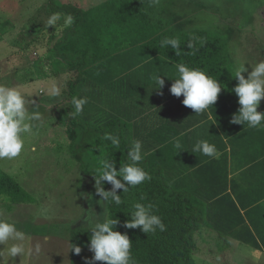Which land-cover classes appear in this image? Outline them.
Masks as SVG:
<instances>
[{
  "label": "trees",
  "instance_id": "1",
  "mask_svg": "<svg viewBox=\"0 0 264 264\" xmlns=\"http://www.w3.org/2000/svg\"><path fill=\"white\" fill-rule=\"evenodd\" d=\"M187 6L189 5L185 0H107L98 6L83 9L72 3L63 4L57 0H50V15L71 14L75 21L72 27L63 31L54 29L50 37V43L53 44H50L51 48L48 49L54 62L64 67L60 70L62 75L75 74L63 90L68 104L57 118L66 129L68 150L74 162L79 164L86 176L93 177L102 158L115 160L119 170L120 164L127 162V151L131 141L140 140L143 145L144 159L139 166L148 173L149 179L130 188L127 193L118 190L117 194L121 195L124 202L120 206H116L110 200L106 201V219L118 220L119 223L114 226L115 230L121 234L127 233L132 243L130 250L132 264H198L200 257L196 249V234L203 226L208 225L205 216L207 210L200 200L195 202L194 194L197 190L194 188L197 185L189 186L183 180L175 179V170L178 169L179 162L184 166L188 159L182 157L183 151L178 153L173 147L174 139L171 140L173 135L175 138L180 136L173 126L182 124L186 120L185 117L190 118L188 114L193 111H188L182 105V96L177 100L175 98L173 101L162 103L161 98L152 99L154 96L150 97L149 91V96L142 99V103L154 102L157 103L155 107L151 106L147 112L132 114L130 117L115 116L112 112L115 110L114 96L119 97V94L124 93L120 83L117 84L119 79L113 75L133 67L139 68L142 60L148 56L149 59L162 57L173 67L172 69H175L177 63H185L189 67L205 71L221 83V93L228 94L229 97L224 100L226 105L211 107L215 116L218 111L222 115L224 112L232 113V105L229 104H235L238 100L231 91L237 81L233 78L229 54L224 53L225 45L219 38L212 36L211 32L190 30L188 25L192 22L184 14ZM191 36L201 38L203 43L197 41L193 49H188L187 43ZM165 37L180 39L182 54L179 57L170 47H160V42ZM136 89L139 91L140 86ZM168 93L169 91H166L167 97L172 96ZM73 97L88 99L83 111L75 116L71 115L74 111L71 104ZM101 103L105 104L104 107ZM138 103L134 101L130 105L138 106ZM257 110L264 112L260 107ZM234 113L236 111H233L232 115ZM191 116L193 120L201 122L198 119L200 115L198 117L194 113ZM230 121L231 118L226 121L228 128L226 134L228 136L239 134L233 137L232 144H236V140L242 137L243 141L238 143L248 149L255 145L258 133L264 136V128H250L245 125L242 134L237 129L241 125L232 124ZM105 133L121 137L119 149L112 148L110 143L103 141ZM184 138L181 137V140L185 147ZM259 142L262 158L260 165L258 161L256 165L263 166L262 137L259 138ZM223 145L220 138L215 146L221 148ZM111 188L110 184L104 182L105 191H110ZM3 202L30 205L34 204L35 200L14 178L0 170V203ZM135 203L152 205L153 213L161 218L166 230L157 229L155 232L145 234L140 229L124 228V223L131 219L130 213ZM230 210L228 214L233 215L237 212L239 214L237 206ZM213 224L236 240H240L242 244L247 245L248 238L253 239L255 246L264 251V221L253 223L254 231L243 222L236 223L224 218H219L218 223ZM244 229L248 233L239 235ZM89 231L87 227L69 231L70 264H85L84 258L92 257L93 254L87 248L91 235ZM71 244L81 247L79 255L71 251Z\"/></svg>",
  "mask_w": 264,
  "mask_h": 264
},
{
  "label": "rangeland",
  "instance_id": "2",
  "mask_svg": "<svg viewBox=\"0 0 264 264\" xmlns=\"http://www.w3.org/2000/svg\"><path fill=\"white\" fill-rule=\"evenodd\" d=\"M57 1L89 9L107 0ZM185 2L189 5L184 14L192 22L190 30H204L219 38L225 45V55L229 54L232 71L238 61L254 65L264 59L263 0ZM49 5L50 0H0V83L21 90L35 101L30 111L41 114V119L33 122V134L25 136L21 155L0 160V170L35 200L30 205L0 203V219L15 223L26 234V248L34 249L39 243L41 252L16 258L4 256L3 264H70L69 231L87 227L85 218L90 214L94 222H103L107 217L106 201L95 194L94 178L86 176L74 162L66 129L57 119L68 104L63 90L75 74L62 75L64 67L49 55L54 31L46 26ZM42 48L46 50L43 53L39 51ZM249 65L245 67L250 72ZM244 75L247 78V73ZM53 82L61 88L59 97L47 94ZM260 106L264 108V99ZM224 235L211 238L207 230L196 234L198 264H252L243 250L226 246L230 238ZM260 264H264V258Z\"/></svg>",
  "mask_w": 264,
  "mask_h": 264
},
{
  "label": "clouds",
  "instance_id": "3",
  "mask_svg": "<svg viewBox=\"0 0 264 264\" xmlns=\"http://www.w3.org/2000/svg\"><path fill=\"white\" fill-rule=\"evenodd\" d=\"M62 21V23H60ZM74 17L71 14L62 15L60 13L51 14L46 20L47 28L54 29L59 25L58 30L63 31L74 24ZM203 43L199 37L191 36L187 43L188 49L195 47V42ZM181 41L178 37H165L160 42L161 48H171L175 55L179 57L181 53ZM41 53L45 49L39 50ZM246 62H237L233 78L237 81L236 86L231 90L236 97L239 108L232 115L230 123L235 125H247L250 128H264V112L257 109L264 99V59L259 60L254 65H249L251 71L245 67ZM176 75L171 80L169 93L176 97H183L182 105L193 110L195 115L202 114L205 110L216 104L222 91L221 83L217 79L208 75L199 68L189 67L185 63L175 65ZM247 73V78H245ZM164 75H154L152 86L155 90H160L165 86ZM47 94L51 97H59L61 88L53 82L47 88ZM35 101H30L21 90L15 86H8L0 83V160H12L19 157L25 148V136L33 134L34 121L41 119L38 111L31 110L30 105ZM88 103L86 97H73L71 104L74 111L71 115L81 113ZM103 141L110 143L112 148L119 149L121 137L111 133H105ZM173 147L177 152L184 151V145L180 137L173 141ZM143 145L140 140H132L127 151V162L121 163L117 170L115 160L102 158L99 166L93 174L95 194L104 201H111L116 206L122 203L118 190L127 193L130 188L142 184L149 179L148 173L140 167V162L144 159ZM193 152H199L208 157H214L217 149L214 144L207 140H199L192 148ZM104 182L112 186L110 191L104 190ZM131 219L123 225L126 229H140L143 233L155 232L157 229L165 231V225L161 218L153 213L152 205L135 203L132 206ZM87 228L90 230L88 251L93 255L89 259L85 257V264H132L131 247L132 243L127 233L115 230L119 221L108 218L103 222L93 221V215L85 218ZM26 234L19 230L15 223H10L0 219V264H3V257L16 258L25 254H39L41 246L37 243L33 248H26ZM243 250L251 255L254 249L243 246ZM71 251L79 255L81 247L71 244Z\"/></svg>",
  "mask_w": 264,
  "mask_h": 264
},
{
  "label": "crops",
  "instance_id": "4",
  "mask_svg": "<svg viewBox=\"0 0 264 264\" xmlns=\"http://www.w3.org/2000/svg\"><path fill=\"white\" fill-rule=\"evenodd\" d=\"M261 7H264V4ZM261 24L264 26V18ZM172 68L164 58L154 57L149 59L148 56L142 60L139 68L133 67V69L114 74L113 76L119 79L117 84L120 83L124 93L123 95L119 94V97L114 96L115 110L112 109L114 110L112 111L114 115L130 117L132 114L136 115L147 112L146 110L151 106L155 107L157 103L154 102L142 103V99L149 96V91L151 92L150 97L151 95L154 96L152 99L161 98L162 103L173 101L176 97L166 96V91H169L172 83L167 78L172 79L176 75V69ZM157 74L166 76L162 77L165 79V86L158 91L152 86V77ZM138 85L140 86L139 91L136 89L139 87ZM164 93L165 95H163ZM228 97V94L221 93L217 100L219 103L217 102L214 106L217 108V106L222 107V105H226L227 103L224 100L228 99ZM134 101L136 103L140 101L139 105L132 107L130 103ZM103 105L105 104L103 103ZM103 105L101 103L102 107H104ZM229 105H232L231 110L237 112L239 108L238 103ZM110 107H112V103ZM259 107L261 108V106ZM185 108L188 111H193L190 108ZM183 113L186 114L185 112ZM216 113L215 116L210 107L202 114H199L200 117L198 115V119L201 120L199 123L193 120L191 116L194 114L193 112L188 114L190 118L187 119L185 117L186 120L182 124L173 126V129L180 134V138L185 137L183 142L186 141V143L182 157L184 156L183 158L188 159V162L184 166H181L179 162V167L175 170V179L177 181L183 180L189 186L192 184L197 185L194 188L197 190L194 194L196 198L195 202L200 200L206 207L207 213H205V216L206 221L208 220V225L203 226L200 232L205 234V230L210 231L212 234L211 238H221L220 235L225 234V237L228 236L230 238L229 242L226 243L227 247L243 250V246H247L249 249H254L255 252L251 255L243 251L252 264H260L261 259L264 258V251L255 246L253 239L248 238V242L247 239L245 240L248 244H242L240 240H236L230 234H226L213 223H218L219 218H224L236 223L243 222L245 226H249L254 231L253 223L264 221V165L259 166L262 158V155H260L262 149L260 148L261 142H259V138L262 137L264 140V136L258 133L255 145L248 149L238 143L243 141L242 137L236 140V144H232L233 137L239 136V134L234 136L226 134V131H228L226 121L232 118V113L224 112L223 115L219 111ZM237 129L244 134L245 125H241ZM220 138L224 145L221 148H216L217 154L214 157H208L199 152L192 151L193 146L199 140H207L210 144L216 145L219 143ZM173 139H175L174 135L171 140ZM188 152L190 153L188 154ZM257 161L259 165H256ZM190 190L194 191L193 188H190ZM233 206H237L239 214L238 212L233 215L228 214ZM207 207L209 208L207 209ZM246 232L244 229L239 235ZM255 238L261 245L257 235H255ZM197 239L199 238L196 237Z\"/></svg>",
  "mask_w": 264,
  "mask_h": 264
}]
</instances>
